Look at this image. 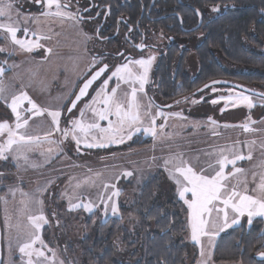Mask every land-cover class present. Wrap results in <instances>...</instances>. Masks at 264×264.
I'll return each instance as SVG.
<instances>
[{
	"label": "rangeland",
	"instance_id": "374dc122",
	"mask_svg": "<svg viewBox=\"0 0 264 264\" xmlns=\"http://www.w3.org/2000/svg\"><path fill=\"white\" fill-rule=\"evenodd\" d=\"M213 13L215 15L217 12ZM12 19L13 22L17 21L15 12ZM6 20L7 18H5V22ZM52 21L49 18L46 20L40 18L39 21L31 24H27L24 18L22 23L19 21L21 31L18 33V38L35 39L31 35L33 31L50 37L40 41L43 47L33 49L31 52L21 50L19 46L10 42V37L6 33L0 32V48L5 49L0 51V64L7 61L5 65L7 70L0 80L3 81L4 96L8 103L11 102L13 95L27 92L29 97L42 108L57 110L61 109L63 105L60 125L63 129L67 126L68 121L80 118L81 109H85V122L92 120V113L85 106L96 95L103 81L94 89V92L78 104L75 111L69 116L64 114L65 104L67 103L68 106L70 103V96L75 86L88 73L92 66L90 61L93 60L83 51L84 41L81 40V37L79 38L75 26L57 29L53 27ZM24 27L30 29L27 37L22 30ZM48 48L52 49L51 53L46 51ZM192 53L189 55L186 65L188 70L194 73L197 69V61ZM87 59L88 63H86ZM150 80L151 71L149 81L145 85V92L139 94L144 105L151 102L149 99V94L152 92ZM116 83L115 78L110 81L109 91L111 87L116 86ZM125 91H130V88L127 85H121L119 93L121 98L124 97ZM230 91L233 93V98L236 93L252 96L256 106L252 109H248L244 104L234 107L230 102L226 104L225 101L219 100L221 95L227 97ZM190 94L186 96L188 97ZM214 99L219 102L212 104L211 101ZM151 104L153 105L152 102ZM262 104H264V98L231 87L213 86L180 102L171 110L159 109L164 113H179L180 115L170 116L167 121L162 117L156 118L157 125L166 124L165 132L169 134L157 140L140 132L136 133L132 140H126L123 144H109L105 148H88L84 143L78 146L71 136L64 138L61 133H54L51 139L58 142L59 150L51 154L48 149H56L57 145L47 141L33 145V150L26 153L27 160L23 158L17 160L13 158L14 154H8L7 159H0V179L9 175L11 177L8 182H0L7 191L6 196H3L5 199L0 200L2 232V262L0 264H27V257L22 256L19 252V244L29 238L28 233L31 229L27 217L39 214L41 209L48 219V223L43 225L40 231L42 240L48 246L43 248L46 256H52V252L48 251L50 248L56 254L57 264L61 260L64 264H97L92 260L83 263L81 258L79 241L87 233L85 227L89 224L91 227L113 220L118 221L121 226L131 232L136 222V216L127 210L131 209L132 211L143 183L158 172H162L164 176V185L173 187L179 199L175 180L170 178L164 165L166 159H171L174 156L189 161L195 165L197 170L206 169L205 174L211 175L214 174V169L208 166L210 164L215 166L220 148L235 146L247 156L248 148L243 143L238 144L237 142L255 140L252 159L240 161L239 167L246 170L247 177L253 178V173H257L255 179L259 182L260 174H264V167L261 166V162L264 161V150L260 147L261 144H264V106H261ZM29 107L30 105L25 101L20 109L24 118L30 115L25 111ZM221 109L226 110L221 112ZM151 111L155 115L156 107L154 105ZM209 117H212L217 123L212 124L208 120ZM249 117L251 120L257 121L250 125L256 131L245 132L242 127H224L225 124H243ZM112 119L114 120L115 117ZM4 120L14 126L15 117L11 109L6 106L5 99H0V121ZM100 123L102 127H107V121ZM147 123L146 121L145 126ZM51 130V117L46 113L43 116L32 118L27 128L29 135L40 137ZM92 135H97V133L94 132ZM146 139H149L150 142L138 147L137 142H144ZM88 142H92L91 135L88 137ZM154 157L155 159H153ZM168 167L171 168V165ZM215 170H218V166H215ZM125 171H131L133 175L131 177L124 176ZM226 171L231 172L232 167L227 166ZM97 172L101 175L95 178L94 184L81 183L79 188H75L77 183ZM105 183L115 184L120 189V196L113 197L119 206L118 215H113L110 208L105 214L104 206L100 204V197L103 195V198L107 200L114 190L104 188ZM11 190H15L14 195ZM22 192L27 195H22ZM186 198L191 199V194H186ZM38 200L43 203H37ZM81 201L100 204V206L92 213L85 212L82 207L69 210L70 202L74 204ZM184 207L186 231L183 238L187 243L195 244L196 242L191 239L187 205L184 204ZM122 208H126V212L122 213ZM56 211L59 215H56ZM92 216L93 219L87 224L86 222ZM6 217L8 218L7 224ZM245 217L244 220L248 222L247 215L241 219ZM255 218L260 217L253 219ZM207 243H209L208 239L202 237L198 247V252H200L198 264H201L202 261L203 264H207L210 260L211 250L207 251ZM61 246H65L64 251L67 249L66 254L70 261L60 254ZM35 247L42 248L39 243ZM114 247L116 248L114 257L118 264H122L125 258L127 259L125 264L135 263V259L127 258V249L122 244V235H119ZM201 247L204 249L203 257H201ZM33 259L35 262L36 258L33 257ZM38 264H49V262L41 258Z\"/></svg>",
	"mask_w": 264,
	"mask_h": 264
},
{
	"label": "snow or ice",
	"instance_id": "6c2138e0",
	"mask_svg": "<svg viewBox=\"0 0 264 264\" xmlns=\"http://www.w3.org/2000/svg\"><path fill=\"white\" fill-rule=\"evenodd\" d=\"M35 3L42 4L45 10L40 13V16L25 17L26 22L29 19L37 22L42 16L59 19L62 23L65 20H72L79 23L77 14L67 10L70 5L61 3V0H35ZM210 7L212 12H219L221 9V5L219 4H211ZM53 8L55 11H53ZM14 12L18 18L19 11L15 7L14 0H0V32L6 33L10 37V42L19 46L21 50L31 52L33 49L43 47L40 41L42 39H49L50 37L37 34L35 31L31 33L35 39L18 38V33L21 31V28L19 27L18 19L16 22H13ZM197 12L199 13L200 9H197ZM5 18H7L6 22ZM22 30L27 37L30 29L24 27ZM87 38L85 36V39ZM136 47L143 49L146 46L141 43L136 45ZM4 50L0 48V51ZM46 51L51 53L52 49L48 48ZM154 60L155 55H148L146 58L130 59L129 63L118 65L114 71H111V75L107 79H103V83L97 90L96 95L85 106L86 109L91 111L92 120L85 122V109H81L80 118L68 121L67 126L63 129L60 127L63 105L61 109L57 110L42 108L29 97L27 92H20L17 95H13L11 102L8 103L4 96L5 89L2 87L3 81L0 80V99H5L6 106L11 109L15 117L14 126L7 120L0 121V141H2L0 142V159H7L8 154H14V159L18 160L23 158L27 160L26 153L33 150V145H39L42 141L57 145L56 149H48V152L51 154L59 150L58 142L51 139L54 133H61L64 138L71 136V139L78 146L84 143L88 148H105L109 144H123L126 140H132L133 136L140 132H143L146 136H151L154 140L169 135L165 132L166 124L157 125L156 118L162 117L167 121L170 116H179L180 114L164 113L157 107L155 115H153L151 111L153 105L151 102L148 105H144L139 96V94L145 92V85L149 81V74ZM6 64L7 61L0 64V77L7 70L5 67ZM108 71L109 66L104 64L89 79L85 80L79 89V93L76 94L75 99L71 100V105L68 107L69 114L88 95L89 89L94 83L102 79ZM114 78L117 81L116 86L111 87L109 91L110 81ZM216 83L220 82L211 81V84ZM121 85H127L130 88V91L124 92L123 98L119 95ZM208 87L209 84L204 85V88ZM257 95L264 98V93ZM219 100L225 101L226 104L230 102L234 107L238 106V104L247 105L248 109L256 106L252 96L236 93L235 98H233L231 91L227 97L221 95ZM25 101L30 105L29 108L25 109V111L30 113L27 118H24L20 111ZM193 102L195 103V101ZM218 102L215 99L211 101L212 104H217ZM176 103H179V101ZM261 106H264V104ZM225 110L221 109V112ZM45 113L51 117L52 130L46 132L43 137L29 135L27 132L29 121L34 117L43 116ZM112 117H115V119L113 120ZM208 120L214 125L217 123L212 117H209ZM101 121H107V127H102ZM146 121L148 122L147 126H145ZM255 123L249 117L243 124H225L224 127H242L245 132H253L256 129L250 125ZM94 132L97 135H92ZM213 134L215 135L216 133ZM90 135L92 142H88ZM237 143H243L248 148L247 156L235 146L231 148H220L218 150L219 158L215 161V166H218V170H215V166L212 164L208 166L214 169V174L211 175L205 174L206 169L204 168L197 170L195 165L180 157L174 156L164 161L165 170L169 172L170 178L174 179L177 185L179 199L187 205L191 239L197 244H201L202 237H206L211 244L220 232L239 224L240 218L245 215H247L249 224L252 223L254 217H264V174H260L259 183L256 187L250 189L246 179V170L236 166L239 161L252 159L253 147L256 141H238ZM260 147L264 150V144H261ZM169 165H171V168L168 167ZM229 165L232 167L231 172L226 171V167ZM261 166L264 167V161L261 162ZM100 175L97 172L93 176L86 177L84 181L77 183L75 188H79L81 183L94 184L95 178H98ZM123 175L131 177L133 173L131 171H125ZM256 175L257 173L254 172L253 177L255 178ZM241 177H245V179L242 180ZM233 181L235 182L233 183ZM104 188L114 189L107 200L103 198V195L100 197V204L104 206L105 214H107L110 208L113 215H118L119 206L113 200V197L120 196V189L115 184L110 185L107 183L104 184ZM11 191L14 195L15 190ZM188 193L191 194V199L186 198V194ZM21 194L27 195L23 192ZM3 199L5 198L0 197V200ZM69 199L71 200L72 198L70 197ZM37 203L42 204L43 202L38 200ZM100 204L92 202L84 203L82 201L74 204L70 202L69 210L71 211L82 207L85 212L92 213ZM7 219L6 217V224ZM27 219L31 229L28 233L29 238L19 244V252L22 256L27 257V264H38L41 258L48 261L49 264H57L55 252L48 248V251L52 252V256L48 257L43 250V248L48 247L40 236L43 225L48 223V219L44 215L43 210L41 209L37 215H29ZM17 227L19 226L17 225ZM37 243L42 248L35 247ZM258 246L264 249V233L260 236ZM256 255L260 258V264H264V250L257 252ZM203 256L204 249L201 247V257ZM33 257L36 258L35 262ZM59 264H64V262L61 260ZM201 264H203V261Z\"/></svg>",
	"mask_w": 264,
	"mask_h": 264
},
{
	"label": "trees",
	"instance_id": "16d2710c",
	"mask_svg": "<svg viewBox=\"0 0 264 264\" xmlns=\"http://www.w3.org/2000/svg\"><path fill=\"white\" fill-rule=\"evenodd\" d=\"M190 1L199 7V0ZM263 3L264 0H249L246 8L230 11L225 13L222 19L218 17L211 22L207 37L210 47L206 51L202 45H198L194 49L198 62V70L194 76L182 72V64L179 70L174 73L170 65L172 60L164 59L163 63L166 61L168 64L158 68L152 76V90L158 92V98L162 99V102H167L177 96L189 94L209 80L234 75L217 65L214 56V52L218 51L217 47L221 48L222 54L229 63L245 66L237 74L241 80L254 83L264 89L263 57L257 58L255 55L250 57L244 50L241 38H237V43L234 38L237 21L240 26L243 23L241 21H250L252 16L255 21L256 11ZM251 5H253V13L247 11L248 6ZM220 23H222L221 26ZM259 25L260 28H264L263 21ZM219 29L222 30V33L218 32ZM219 39L224 40L222 47ZM163 63H161L162 66ZM248 67L254 68L255 72H250L251 69ZM94 89L91 93L94 92ZM149 142V139L144 142L138 141V147ZM9 178H11L10 175L4 176L0 182H8ZM164 184L162 172L149 177L143 183L132 211L131 209L127 210L136 216V222L131 232L121 226L118 221L113 220L90 227L89 223L93 216L90 217L86 222L89 225L86 224L87 227H85L87 233L79 241L83 263L92 260L97 264H118L114 257L116 249L114 243L119 235H122V244L127 249V258L135 259L133 264H195L198 258L197 246L187 243L183 238L186 231L184 204L178 199L174 188ZM5 193L6 188L0 183V197H3ZM124 212H126V208H122V213ZM56 215H59L57 211ZM58 218L60 217L58 216ZM262 233H264L263 218H255L251 224L243 220L229 230L219 233L212 261L215 263L260 264V260H257L255 255L264 250L258 246ZM64 248L65 246H61L60 254L70 261L66 254L67 249L64 251ZM125 261H127L126 258L122 264H125Z\"/></svg>",
	"mask_w": 264,
	"mask_h": 264
},
{
	"label": "flooded vegetation",
	"instance_id": "af4514ba",
	"mask_svg": "<svg viewBox=\"0 0 264 264\" xmlns=\"http://www.w3.org/2000/svg\"><path fill=\"white\" fill-rule=\"evenodd\" d=\"M199 1L200 5L196 7L190 0H61V3L70 5L67 10L77 14L79 23L72 20H65L62 23L59 19L53 17L41 16L40 18L45 20L47 18L52 19V24H55V26L53 24V27L57 29L64 28L65 26H75L79 38L81 37V40L84 41L83 51L93 60L90 61L92 66L88 73L77 83L70 98L74 97L81 83L104 64L109 66V71L94 84L92 89L99 86L103 79H107L111 71H114L118 65L128 63L130 59L146 58L148 55H155L150 85H152V76L155 71L168 64L166 61L163 63L164 59L172 60L170 65L174 73L179 70L182 64V72L194 76L198 70V62L196 71L191 73L186 65L187 59L193 52L192 54L197 61L194 49L198 45H202L205 51L210 47L207 37L210 32L209 27L211 22L218 17L222 19V16L230 11H239L246 8L247 1L249 2V0ZM14 2L16 9L19 11V17L17 18L16 16V18L21 23L23 22V18L25 20V17L40 16V13L45 10L42 4L35 3V0H14ZM211 4L221 5L220 11L215 15L211 11ZM197 9H200L199 13ZM262 10H264V3L256 11L257 18L255 21L252 18L253 16L250 17L252 19H249L250 21H241L243 22L242 26L237 21L234 38L236 43L237 38H241L244 50L250 57L255 55L257 58L263 57L264 59V28L259 27V23L261 21L264 22V11ZM53 11H55L54 8ZM247 11L253 13V5L248 6ZM33 22V20L29 19L26 23L31 24ZM198 24L199 26L197 27ZM221 25L222 23H220ZM218 32L222 33V30L219 29ZM242 34L246 35L243 36ZM85 36L88 38L85 39ZM218 41L222 47L224 40L219 39ZM141 43L146 47L143 49L137 48L136 45ZM217 50L214 52L217 65L234 75L215 79L229 80L257 88L264 92V89L260 86L254 83H247L239 78L237 74L245 67L244 65L229 63L222 54L221 48L218 49L217 47ZM88 62L89 60L87 59L86 63ZM161 63H163V66ZM249 69H251L250 72H255L254 68ZM92 89L88 95H90ZM150 89L152 92L149 94V99L156 108L158 107L161 110H171L180 102L190 97V95L188 97L180 95L170 101L162 102V99H159L157 96L158 92H154L152 86ZM184 97L187 98L183 100ZM177 101L179 103L169 109L161 107L171 102L176 103ZM67 107L66 103L64 108L65 115Z\"/></svg>",
	"mask_w": 264,
	"mask_h": 264
},
{
	"label": "water",
	"instance_id": "95a60500",
	"mask_svg": "<svg viewBox=\"0 0 264 264\" xmlns=\"http://www.w3.org/2000/svg\"><path fill=\"white\" fill-rule=\"evenodd\" d=\"M200 23V22H199ZM199 26V24L197 25V27ZM95 72V71H94ZM93 72V73H94ZM92 73V74H93ZM92 74H90L85 80H87V79H89L90 77H91V75ZM85 80L81 83V85H80V87L83 85V83L85 82ZM211 81H219L220 83H216V84H211ZM96 83V82H95ZM94 83V84H95ZM205 84H209V87L208 88H210V87H213V86H228V87H232V88H235V89H237V90H240V91H243V92H245V93H248V94H251V95H254V96H258V97H260L259 95H257V94H261V93H264L263 91H260V90H258L257 88H253V87H250V86H246V85H243V84H240V83H236V82H232V81H229V80H224V79H213V80H210V81H208V82H206ZM205 84H203L201 87H199V88H197L196 90H194L191 94H190V97L191 96H193V95H197V94H199V93H201L202 91H204V90H206V89H208V88H204V85ZM94 86V85H93ZM92 86V87H93ZM80 87L78 88V90H77V92H76V94H78L79 93V89H80ZM92 87L89 89V92H90V90L92 89ZM76 94L74 95V97L71 99V100H73V99H75V96H76ZM89 94V93H88ZM88 96V95H87ZM86 96V97H87ZM85 97V98H86ZM85 98H83V99H85ZM82 99V100H83ZM183 100H185V98L183 99ZM80 103V102H79ZM78 103V104H79ZM175 104H177V103H169V104H166V105H164V106H161L162 108H164V109H169V108H171V107H173ZM71 105V101H70V103H69V105H68V107ZM78 106V105H77ZM170 106V107H169ZM68 107H67V110H66V115H68L69 113H68ZM76 109V108H75ZM74 110V109H73ZM1 240H2V232H1V225H0V263L2 262V245H1ZM255 258L257 259V260H260V258L257 256V255H255Z\"/></svg>",
	"mask_w": 264,
	"mask_h": 264
},
{
	"label": "crops",
	"instance_id": "0c3cea01",
	"mask_svg": "<svg viewBox=\"0 0 264 264\" xmlns=\"http://www.w3.org/2000/svg\"><path fill=\"white\" fill-rule=\"evenodd\" d=\"M261 118H262V116H261ZM263 118H264V116H263ZM260 120V119H259ZM255 122H257V121H255ZM241 162L239 161V162H237V167H239V164H240ZM231 167V166H230ZM229 169V168H228ZM231 169V168H230ZM248 178H250L249 176L247 177L246 176V179L248 180ZM241 179L243 180V179H245V178H243V177H241ZM235 181H233V183H234ZM259 182L258 181H256V179L253 177V178H250V180L248 181V186H249V188L251 189V188H255L256 187V185L258 184ZM6 194H7V191H6V193H5V195L4 196H6ZM261 218V217H260ZM244 219H246V217L245 218H240V223L244 220ZM264 219V218H263ZM239 223V224H240ZM238 225V224H237ZM218 237V236H217ZM217 237L215 238V240L210 244V243H207V245H206V249H207V251H210L211 250V255H209L210 257H209V262L207 263V264H240V263H215V262H213L212 261V255H213V250H214V247H215V244H216V240H217ZM195 245L197 246V249H198V247H199V245L200 244H197V243H195ZM200 252H198V258H197V260H196V263L198 264L199 263V261H200V258H199V254ZM195 263V264H196Z\"/></svg>",
	"mask_w": 264,
	"mask_h": 264
}]
</instances>
